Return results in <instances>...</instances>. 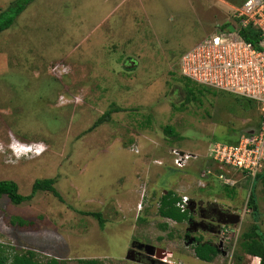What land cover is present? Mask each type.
<instances>
[{
  "label": "rangeland",
  "instance_id": "1",
  "mask_svg": "<svg viewBox=\"0 0 264 264\" xmlns=\"http://www.w3.org/2000/svg\"><path fill=\"white\" fill-rule=\"evenodd\" d=\"M13 1L0 0V10ZM244 1L34 0L0 32V179L14 180L27 195L36 178L52 177L63 199L37 191L15 205L0 196V243L8 252L30 249L39 260L68 264L79 258L160 264L156 256L164 251L182 264H249L253 258L241 234L254 222L246 203L253 181L231 173L225 177L235 185L223 182L218 174L225 169L208 150L215 141L236 142L254 131L260 108L192 83L195 96L186 101L179 68L182 54L232 20ZM15 141L43 151L19 154ZM173 150L198 154L183 167L193 171L194 181L172 185L171 178L183 172L173 166ZM184 183L190 185L186 192ZM164 186L181 189L177 193H186L192 206L226 207V197L240 210V223L228 227L236 239L188 232L219 246L212 262L194 257L187 221L160 216L155 201L168 191ZM255 194L264 233L261 179ZM98 211L102 226L88 214ZM13 215L32 224L12 225ZM132 243L151 244L155 252L150 259L127 258Z\"/></svg>",
  "mask_w": 264,
  "mask_h": 264
},
{
  "label": "built area",
  "instance_id": "2",
  "mask_svg": "<svg viewBox=\"0 0 264 264\" xmlns=\"http://www.w3.org/2000/svg\"><path fill=\"white\" fill-rule=\"evenodd\" d=\"M226 25L229 27L221 25L214 34L185 51L180 57L179 68L180 73L193 82L233 93L258 104L261 117L253 132L241 134L232 143L215 141L208 150L210 159L219 168L225 169V173L239 171L253 181L264 165V0H245ZM244 32L249 40L244 37ZM13 147L19 154L25 155H38L43 151L35 144L18 141L14 142ZM173 154V166L177 169L185 167L190 158L197 157L177 150H173ZM225 173L218 174V177L230 186L235 185V180L225 177ZM205 176L202 173L200 177L203 179ZM199 183L204 185L203 180H199ZM189 202V196L181 194L176 206L184 211L189 208ZM141 207L142 201L139 209ZM222 208L233 211L231 207ZM228 227L230 225L218 227L221 240L228 241L232 236L236 239V230L234 233ZM252 258L249 264L255 256ZM156 259L162 264H182L174 260L168 251L159 253Z\"/></svg>",
  "mask_w": 264,
  "mask_h": 264
},
{
  "label": "trees",
  "instance_id": "3",
  "mask_svg": "<svg viewBox=\"0 0 264 264\" xmlns=\"http://www.w3.org/2000/svg\"><path fill=\"white\" fill-rule=\"evenodd\" d=\"M34 0H14L7 8L0 10V32L8 29L12 26L16 18L26 9V7ZM229 27V25H225ZM244 37L249 40V37L244 32ZM185 82L186 101H190L195 96L194 88L199 87L200 89H209V87L203 86L192 80L183 77ZM194 84V88L190 84ZM217 90V89H216ZM221 91V90H220ZM241 99L251 102L246 98ZM109 112H105L102 116L94 123L99 124ZM259 124V123H258ZM232 143V142H230ZM263 181L264 190V167L253 179L251 190L247 197V207L251 208V212L254 217V222L242 232L244 251L246 254L256 256L259 258V264H264V233L261 232L260 226L257 223L259 215V205L255 194V183L257 180ZM55 178H36L31 187V192L27 195L19 192L18 184L11 179H0V196L6 195L10 201L18 205L26 200L31 199L37 191H49L59 200H63L59 192L56 190ZM226 190L227 187H225ZM180 200V196L173 190H168L164 193L158 202V212L160 216L171 219L176 222H183L191 217L189 208L181 211L176 203ZM88 214L93 215L102 226L104 218L101 212H89ZM10 223L12 225L27 226L32 224L31 221L17 215L10 217ZM165 228V226H162ZM194 256L198 259L206 262H212L219 254V246L212 241H203L202 237H196L191 243ZM8 247L5 244L0 243V264H68L67 260H60L55 257H49L44 260L37 258V253L34 250H24L21 252H8ZM160 263V262H159ZM75 264H102L97 258H79L75 261ZM162 264V263H160Z\"/></svg>",
  "mask_w": 264,
  "mask_h": 264
},
{
  "label": "flooded vegetation",
  "instance_id": "4",
  "mask_svg": "<svg viewBox=\"0 0 264 264\" xmlns=\"http://www.w3.org/2000/svg\"><path fill=\"white\" fill-rule=\"evenodd\" d=\"M219 209H222V208H219V207L215 206L214 204H209L206 206L195 205L190 211L191 217L189 219L191 222L190 221L187 222L186 237L188 238V236H189L188 232L193 233L194 231L201 229L200 226L207 225L208 227H214V228L220 227L217 224V219L221 218L219 215ZM193 216L194 217L197 216L198 222H200V225H197V229H194L195 225L193 224V221H196V220L194 219ZM192 238L195 239L196 236H192V235H191V237L189 236V239H192ZM128 251H127V253H128ZM129 254L132 255V257L134 259L135 258L139 259V258H143V257H148L150 259V257H151L150 255L145 253L144 249H142L141 251H139V250L130 251ZM137 259H135V260H137Z\"/></svg>",
  "mask_w": 264,
  "mask_h": 264
},
{
  "label": "crops",
  "instance_id": "5",
  "mask_svg": "<svg viewBox=\"0 0 264 264\" xmlns=\"http://www.w3.org/2000/svg\"><path fill=\"white\" fill-rule=\"evenodd\" d=\"M196 155H198V154H196ZM218 168H219V166H218ZM219 169H221V168H219ZM184 170V168L183 169H180L179 171H183ZM231 173L233 174V173H235L234 174V176H236L235 177V179L236 180H246V178H249L248 176H246L244 173H241V172H239V171H234V170H230L228 173H225L226 175H228V174H230L231 175ZM213 180L215 181V185H217L218 187L221 185L220 184V180L218 179V177L216 176V175H214L213 174ZM198 178V177H197ZM194 179H196V176H195V174L193 173V171H183V172H180L179 174H177L176 176H174V177H172L171 178V181H172V185H177V184H179L180 182H182L183 180H185V181H194ZM208 182H211L212 180H209V177L206 179ZM189 184L188 183H184L181 187H182V189H184V192H186L188 189H189ZM162 189L164 190V189H166V191L167 190H173V191H175L176 193L178 192V191H180L181 189H178V188H176V187H171V186H164V187H162ZM226 190V189H225ZM184 192H182V194H186V193H184ZM165 193V192H164ZM163 192H162V194H161V196L164 194ZM152 194V191L151 190H149L148 192H147V194H146V198L147 197H149L150 195ZM178 194V193H177ZM179 195V194H178ZM187 195V194H186ZM160 196V195H159ZM160 196V197H161ZM180 196V195H179ZM159 197V198H160ZM159 198L157 197V200L155 201L156 202V204H157V209H158V202H159ZM203 199V198H202ZM204 200V199H203ZM208 200L209 201H211V197H210V194H209V198H208ZM222 202L226 205V207H231V208H233V209H235L234 208V206H233V202H231V200H229V199H227L226 197H224L223 199H222ZM210 203V202H209ZM190 204H192L193 205V203H190L189 202V207H194V206H192V205H190ZM223 204V205H224ZM225 207V206H224ZM152 209V208H151ZM191 215V214H190ZM164 219H168V218H165V217H163ZM258 218V217H257ZM168 220H171V219H168ZM190 219L188 218L187 220H185V221H189ZM173 221V220H172ZM241 221V220H240ZM174 222H176V221H174ZM179 223V222H178ZM190 243V242H189ZM193 250V249H192ZM193 255H194V253H193ZM195 257V256H194ZM249 257H251L252 258V256L250 255ZM195 258H197V257H195ZM258 257H256L255 256V258L254 259H257ZM198 259V258H197ZM198 260H200V259H198ZM200 261H202V260H200ZM202 262H206V261H202ZM253 264H257V262L255 261Z\"/></svg>",
  "mask_w": 264,
  "mask_h": 264
},
{
  "label": "water",
  "instance_id": "6",
  "mask_svg": "<svg viewBox=\"0 0 264 264\" xmlns=\"http://www.w3.org/2000/svg\"><path fill=\"white\" fill-rule=\"evenodd\" d=\"M249 132H253V130H251ZM192 208L193 207H189L190 210ZM219 215L221 217V218L217 219V224L219 226H221V225H237L240 222V220H241L240 210H236V209H233V211H230L229 208L219 209ZM193 224L195 225L194 229H197V225H200V222L193 221ZM200 228L203 229V230H208V231H210V232H212L214 234H218L219 233V229L218 228L208 227L207 225L200 226ZM193 240H194V238L190 239L188 242L191 243ZM142 249H144L145 253L148 254V255H152L155 252V248L151 244L132 243L131 249L127 253V258H131V259L134 260L132 255L129 254L130 251H135V250L141 251Z\"/></svg>",
  "mask_w": 264,
  "mask_h": 264
},
{
  "label": "bare ground",
  "instance_id": "7",
  "mask_svg": "<svg viewBox=\"0 0 264 264\" xmlns=\"http://www.w3.org/2000/svg\"><path fill=\"white\" fill-rule=\"evenodd\" d=\"M253 263H254V260H253V262L251 264H253Z\"/></svg>",
  "mask_w": 264,
  "mask_h": 264
}]
</instances>
